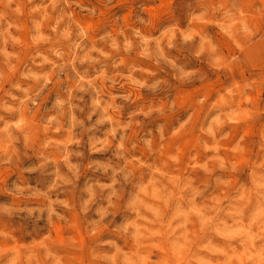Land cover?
Segmentation results:
<instances>
[{
	"label": "rangeland",
	"instance_id": "1",
	"mask_svg": "<svg viewBox=\"0 0 264 264\" xmlns=\"http://www.w3.org/2000/svg\"><path fill=\"white\" fill-rule=\"evenodd\" d=\"M0 264H264V0H0Z\"/></svg>",
	"mask_w": 264,
	"mask_h": 264
}]
</instances>
